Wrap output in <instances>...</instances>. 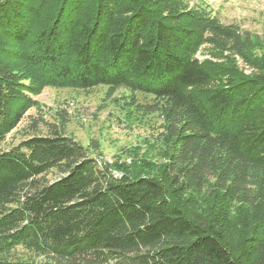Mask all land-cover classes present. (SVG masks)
<instances>
[{
    "label": "trees",
    "instance_id": "1",
    "mask_svg": "<svg viewBox=\"0 0 264 264\" xmlns=\"http://www.w3.org/2000/svg\"><path fill=\"white\" fill-rule=\"evenodd\" d=\"M25 1L0 0V51L12 42L7 55L39 85L150 96L169 156L153 177L114 176L58 133L0 151V264H264V57L249 37L178 23L174 0H94V17L63 0L45 21L43 0ZM202 43L252 74L229 57L200 61ZM12 76L0 75V144L34 91Z\"/></svg>",
    "mask_w": 264,
    "mask_h": 264
},
{
    "label": "rangeland",
    "instance_id": "2",
    "mask_svg": "<svg viewBox=\"0 0 264 264\" xmlns=\"http://www.w3.org/2000/svg\"><path fill=\"white\" fill-rule=\"evenodd\" d=\"M62 1L43 0L40 21H45L57 13ZM93 1L85 0L81 15L95 16L98 2ZM37 2L40 3V0ZM173 2L178 7L177 18L184 16L178 23H183L186 18L191 25L201 26L203 31L209 30L208 33L210 29L220 27L228 28L243 38L247 35L251 42L249 47L252 57H264V0ZM159 8V3H156L155 9ZM165 14L173 13L168 11ZM6 43L4 48L7 53L0 51L1 77L6 69L9 72L13 70L14 76L11 80L18 81L15 84L22 89L32 83L34 91H24L27 110L20 123L0 144V151L15 148L33 138L50 137L58 133L80 145L96 160L98 166L107 169L114 176L127 173L132 176L153 177L162 170L168 162L169 148L164 139V125L160 113H149L146 109L153 104L150 96L139 93L132 95L124 88L104 85L87 90L39 85L40 78L25 68L23 63L12 60L7 55L14 44L10 41ZM16 49L22 50L20 46ZM227 49L222 45L212 47L206 43L198 44L196 57L200 61L209 59L211 54L229 57L245 76H250L252 70L249 65ZM19 71L24 76L29 74L32 82L21 77L20 74L23 73H17ZM44 160L47 161L45 158ZM55 177L56 170H50L46 175L49 181ZM208 194L206 191L200 199L199 203L203 207L211 201ZM229 210L234 219H238L242 213L238 202L232 203Z\"/></svg>",
    "mask_w": 264,
    "mask_h": 264
}]
</instances>
